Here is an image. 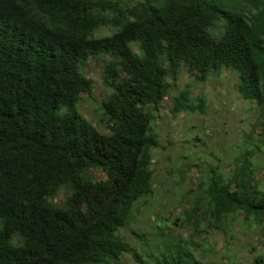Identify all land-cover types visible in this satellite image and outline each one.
<instances>
[{"label":"trees","instance_id":"1","mask_svg":"<svg viewBox=\"0 0 264 264\" xmlns=\"http://www.w3.org/2000/svg\"><path fill=\"white\" fill-rule=\"evenodd\" d=\"M99 58L111 89L98 108L104 131L79 111L94 100L86 69ZM224 70L258 106L250 149L228 169L218 156L179 168L198 180L175 220L191 234L171 235L162 222L134 246L120 231L154 193L157 111L172 96L173 114L205 112L191 88ZM185 71L190 82L178 90ZM256 152L264 153V0H0V264H125L127 254L138 264H205L199 255L215 249L208 238L237 221L261 225L264 238ZM63 187L69 195L56 205ZM261 246L254 264H264Z\"/></svg>","mask_w":264,"mask_h":264},{"label":"rangeland","instance_id":"2","mask_svg":"<svg viewBox=\"0 0 264 264\" xmlns=\"http://www.w3.org/2000/svg\"><path fill=\"white\" fill-rule=\"evenodd\" d=\"M107 28L98 31L99 34H108ZM104 59L99 58L89 62L86 69L87 76L93 81L94 90L91 100H83L79 106L82 115L95 125L98 130L104 131L100 124L98 108L103 100L107 99L111 89L103 84ZM181 75L178 90L183 89L189 81ZM193 97L202 96L208 106L205 112L173 114L171 111L172 96L165 98L157 111L155 130L160 135L161 146L154 150L152 170L154 173V193L143 198L134 211L135 219L120 234L134 246H145V240L137 233H145L144 239L150 240L152 235L163 231L158 228L162 222L170 226L171 235L187 237L190 231L180 230L175 224L182 209L179 199L183 192H189L197 185V179L191 178L190 172L184 176L179 174V168L186 165L194 168L197 158L201 157L206 164H216L215 156L221 158L222 166L228 169L242 150L250 149L245 141L253 130L257 119L258 106L256 102L245 101L238 93V83L232 72L224 70L218 76L209 78L191 88ZM173 91L172 94H177ZM199 156V157H198ZM253 160L257 164H264V153H255ZM205 166V164H204ZM173 172V173H172ZM97 179H104L102 172H93ZM261 174L257 175V179ZM180 181V182H178ZM178 182V183H177ZM69 195V189L63 187L56 199V205H61ZM186 208L194 205L189 199L184 204ZM242 218V215L239 214ZM241 221V220H240ZM240 221L229 227L216 231L208 238V242L215 248L207 255H199L205 264H254L253 247L262 250L264 241L263 227H243ZM136 230V231H134ZM204 236H202L203 238ZM15 243L20 242L18 236L13 237ZM204 248V247H202ZM125 264H138L131 255L123 257Z\"/></svg>","mask_w":264,"mask_h":264}]
</instances>
